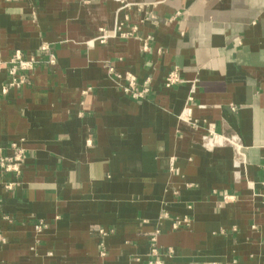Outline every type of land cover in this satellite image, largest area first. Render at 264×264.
<instances>
[{"label": "crops", "instance_id": "0c3cea01", "mask_svg": "<svg viewBox=\"0 0 264 264\" xmlns=\"http://www.w3.org/2000/svg\"><path fill=\"white\" fill-rule=\"evenodd\" d=\"M125 1L0 0V57L39 60L0 70V264H149L156 231L161 264H264V0Z\"/></svg>", "mask_w": 264, "mask_h": 264}, {"label": "built area", "instance_id": "2783aa9c", "mask_svg": "<svg viewBox=\"0 0 264 264\" xmlns=\"http://www.w3.org/2000/svg\"><path fill=\"white\" fill-rule=\"evenodd\" d=\"M116 1L122 2L124 0H116ZM129 1H131V0L125 1L126 6L129 5V3H130ZM116 34H117L116 28H114L113 30H107V29L100 28L99 34L94 39H92L88 42H89V44H93L94 41H98L99 43H105L108 38L113 37ZM43 48H45V47H43ZM147 49H148L147 44L144 41L142 44V50H147ZM48 61L51 64L54 63L55 57L52 53L49 55ZM38 62H39V60H38L37 55H33V56H30L29 58H25L20 51H16L9 58V60H3L0 57V70L4 69V68H8L9 72L11 74H15L19 70L30 72L31 70L34 69L35 64ZM107 72L109 75H112L114 78H124L126 80L127 84H126V86H124L123 90H124V92L128 93L133 98L142 97L144 91H146V89H144L141 92H137L134 90V86L136 84V78L132 73L127 72L122 76L119 73H117L115 71V69L111 66L107 68ZM176 81H177V76H176L174 71H171L166 78V86H171ZM22 82H23V80L21 79L19 81V83H22ZM192 91H193V89H192ZM191 100H192V95L189 94V96L187 97L186 107L184 110V113L186 114V116H190L189 104H190ZM192 125H194V127H195V125H196L195 122ZM202 145L205 148H209V149H212L216 146L229 145L233 148V150L235 152V160L233 162L234 166L239 167L245 161L244 155L242 153V145L238 141V138L235 134H229V135L219 134L213 130L212 126H209L207 128V133L202 136ZM10 148H11L10 149L11 152L9 154L0 156V168L4 172H10V173L18 174L20 172V169H21V164L24 160V150L22 148H20L16 143H12ZM261 185L263 187L262 196L264 197V181L261 182ZM233 198H234L233 195L224 196L223 203L226 201H229V200H233ZM164 216L165 217L167 216L166 213H164ZM189 222H190V219L187 216H183L181 218H176V219L172 220L171 227L173 229H178L182 226H187L189 224ZM41 226H42V224H40V223L35 225L36 230H39L41 228ZM97 232L101 237H104L108 234V232H106L103 229H98ZM157 233L158 232L156 231V232L152 233L151 236L149 237L150 247H151L150 248V255L153 257V259L148 261L149 264H161L159 259H158L159 253H158V249L156 247ZM105 254H106L105 244L101 240L99 243V255H100V257H104ZM213 264H220V263H213Z\"/></svg>", "mask_w": 264, "mask_h": 264}]
</instances>
